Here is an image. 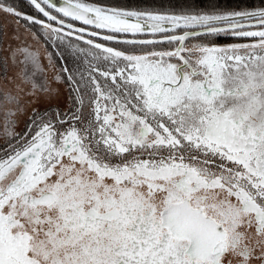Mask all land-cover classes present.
<instances>
[{"label": "snow or ice", "instance_id": "obj_1", "mask_svg": "<svg viewBox=\"0 0 264 264\" xmlns=\"http://www.w3.org/2000/svg\"><path fill=\"white\" fill-rule=\"evenodd\" d=\"M27 2L0 0V264H264V0Z\"/></svg>", "mask_w": 264, "mask_h": 264}, {"label": "trees", "instance_id": "obj_2", "mask_svg": "<svg viewBox=\"0 0 264 264\" xmlns=\"http://www.w3.org/2000/svg\"><path fill=\"white\" fill-rule=\"evenodd\" d=\"M14 1L34 11V9L29 6L28 2L23 1V0H14ZM104 2L110 3V4H116L120 6H124V5L134 6V5L143 3V0H104ZM231 3L233 4L240 3L241 6H244V7H257L260 5L261 0H231Z\"/></svg>", "mask_w": 264, "mask_h": 264}, {"label": "rangeland", "instance_id": "obj_3", "mask_svg": "<svg viewBox=\"0 0 264 264\" xmlns=\"http://www.w3.org/2000/svg\"><path fill=\"white\" fill-rule=\"evenodd\" d=\"M14 3H15V5H16V7H17L19 10H22L24 13L35 15V12H34L33 10L28 9L26 6H23L22 4H18V3L15 2V1H14ZM54 27H59V26L56 25V24H54ZM65 30H66V29H65ZM220 42H221V43H231V42H233V41H231V40L221 39ZM36 47L39 48L41 54H43L45 48H47L49 51H53V52L55 51V48H54L53 45H51V44H47V43H43V42L37 44ZM45 67H47L46 63H45ZM48 75H49V77H51L52 73L49 72Z\"/></svg>", "mask_w": 264, "mask_h": 264}, {"label": "water", "instance_id": "obj_4", "mask_svg": "<svg viewBox=\"0 0 264 264\" xmlns=\"http://www.w3.org/2000/svg\"><path fill=\"white\" fill-rule=\"evenodd\" d=\"M23 1H26V2H27V0H23ZM73 23H75V24H77V26H79V25H78V22H73ZM58 26H59V25H58Z\"/></svg>", "mask_w": 264, "mask_h": 264}]
</instances>
